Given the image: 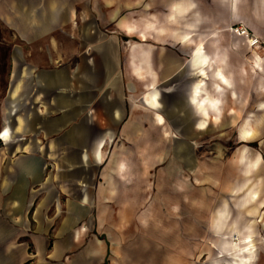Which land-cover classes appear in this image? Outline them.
I'll return each instance as SVG.
<instances>
[{"label":"crops","instance_id":"obj_1","mask_svg":"<svg viewBox=\"0 0 264 264\" xmlns=\"http://www.w3.org/2000/svg\"><path fill=\"white\" fill-rule=\"evenodd\" d=\"M142 1L127 0L128 33L144 48L142 79L128 77L152 122L122 116L115 43L85 0H0V264H235L224 257L248 198H235L237 219L230 200L209 207V164L192 141L222 108L229 128H246L250 94L263 109L264 0H153L157 25L143 10L137 27ZM153 122L179 146L154 181L150 148L115 149L121 132L150 138L140 125ZM208 236L217 241L201 245Z\"/></svg>","mask_w":264,"mask_h":264},{"label":"rangeland","instance_id":"obj_2","mask_svg":"<svg viewBox=\"0 0 264 264\" xmlns=\"http://www.w3.org/2000/svg\"><path fill=\"white\" fill-rule=\"evenodd\" d=\"M85 1L92 11L90 15L93 16L98 26H100L99 30L105 39L115 43V67L120 83L119 96L123 108L122 116L126 120L130 113L135 111L136 116L146 118L145 122H152L149 118V115H153L152 112L145 109L140 100L143 91L137 88L138 85L134 84V78L128 77V69L134 67L133 62L139 60L144 51L142 50L144 49L143 46H139L135 50L134 45L136 44L134 43L136 39L133 37L135 35H133L134 33H128L129 17L133 16L134 12L132 11V14H129L127 0ZM152 1L143 0L141 2L142 4L140 6L137 5L135 8L134 11L138 22L137 27H142L140 19H143V10L149 13L147 16L150 15L148 17L152 21H155L153 23L154 25H157L156 19L159 12L151 5ZM149 3L151 5L150 9ZM161 11L169 19L168 17L172 13L171 10L161 9ZM162 18L161 21H165V17ZM172 24L168 22L169 28L167 30L169 34H172L174 31L170 28ZM233 31L234 29H231V32ZM153 32H156V30ZM153 32L152 34L154 36L155 33ZM246 32L248 34V39H246L247 44L250 47V44L254 42L251 40L257 39L253 32ZM133 89L135 90L134 93L132 92ZM253 95L250 94L248 109L246 110L245 118L248 119V126L246 128L243 127L241 131L240 125H232L229 128L231 124H228L227 121H229L230 116L228 117L227 114V118H225V110L222 108L220 118H211L206 130L199 132L207 135H200L198 139L192 141L193 148L199 155L198 159L205 161V164H209L204 169L205 173L208 172L206 176H208L209 181H206V184L203 186L207 188L209 207L215 208L218 211L224 206L223 204L226 200H230V213L237 219L239 215L237 213L239 211L237 209L238 206L235 205V198L239 196L241 198L247 196L248 198V205H245L247 207L244 209L246 219H242L239 226L240 232L243 234L242 238L238 234L234 235L236 233L235 231L230 238L232 246L239 250V254H237V257H233L234 253L232 251L226 257L223 256L227 261H232L235 264H264V105L263 109H259V107L256 109V102L254 98H251ZM144 112H146V115ZM231 120L233 121L234 119L231 117ZM157 121L159 122V120ZM140 126L141 128L144 127L147 131L149 130L150 138L140 142V145H138L135 144L136 141L132 140L130 136H127L130 132L127 134L121 132L119 139L115 142V149L130 148L133 152H137V149L150 148L152 150L151 167L154 181L157 172L161 168L168 169V171L172 169L173 163H169L172 162V158L169 156V150L179 146L176 141L171 140L167 125L158 126L153 122L152 124L146 123ZM241 150H246V156L238 157ZM208 160L209 162L207 163ZM239 160L241 163L238 162ZM254 160L258 162L251 168L249 165ZM225 206L227 208L228 204ZM208 238L209 236L201 242V245L202 243H208ZM210 238L217 241V238ZM248 246H251V249H247ZM46 255V253L42 254L41 259L46 258ZM120 255L122 257L121 260H126V257L128 258V252H123V255ZM212 255V253L205 254L200 257L199 261H209L213 257Z\"/></svg>","mask_w":264,"mask_h":264},{"label":"bare ground","instance_id":"obj_3","mask_svg":"<svg viewBox=\"0 0 264 264\" xmlns=\"http://www.w3.org/2000/svg\"><path fill=\"white\" fill-rule=\"evenodd\" d=\"M143 57H141V58H139V60H136V61H134L133 62V66L134 67H132V70H133V73L134 74H136V75H138L139 74V76L141 77V79H142V73H139V72H142V69L144 68L142 65L144 64V61H143V59H142ZM145 64H146V62H145ZM141 74V75H140ZM219 78V77H218ZM148 86V85H147ZM151 87V89H153V86L151 85L150 86ZM149 87V88H150ZM199 89L198 88H196L195 87V89H194V92H196V93H199ZM155 97H156V94H155V92L152 90V91H150V93H148L147 94V96H146V102L148 103V105H153L154 103H155ZM202 103H203V101H199L198 103H197V109L199 110V111H201L202 112V114H204V112H205V108H203V106H202ZM212 107V106H211ZM4 124V123H3ZM200 128H202L203 126H204V123L203 122H201V123H199V125H198ZM8 135V134H7ZM244 135V134H243ZM9 137V136H8ZM7 138V137H6ZM10 138V137H9ZM5 140V139H4ZM99 157V156H98ZM257 162V161H256ZM253 165H255V161H252L251 163H250V166H253ZM254 167V166H253ZM254 170V169H253ZM249 197V196H248ZM249 245V244H248ZM246 249V248H245ZM247 249H251V246H248L247 247ZM232 251H233V253H234V255H233V257H237L238 255L237 254H239V250L237 249V248H235V247H233V249H232ZM249 251V250H248Z\"/></svg>","mask_w":264,"mask_h":264},{"label":"built area","instance_id":"obj_4","mask_svg":"<svg viewBox=\"0 0 264 264\" xmlns=\"http://www.w3.org/2000/svg\"><path fill=\"white\" fill-rule=\"evenodd\" d=\"M236 35H238V36H241V37H244L245 39H248V34H247V32L245 31V30H243V29H234V31H233ZM251 41H254L252 44H250L251 46H254V45H256L257 44V40H255V39H253V40H251ZM251 43V42H250Z\"/></svg>","mask_w":264,"mask_h":264}]
</instances>
